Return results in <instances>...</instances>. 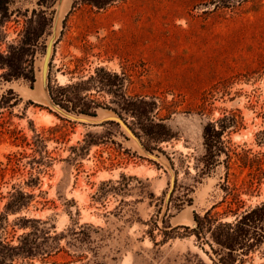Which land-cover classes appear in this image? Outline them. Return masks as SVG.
<instances>
[{
    "label": "rangeland",
    "instance_id": "1",
    "mask_svg": "<svg viewBox=\"0 0 264 264\" xmlns=\"http://www.w3.org/2000/svg\"><path fill=\"white\" fill-rule=\"evenodd\" d=\"M57 2L0 12V264H264V0H63L95 123Z\"/></svg>",
    "mask_w": 264,
    "mask_h": 264
},
{
    "label": "trees",
    "instance_id": "2",
    "mask_svg": "<svg viewBox=\"0 0 264 264\" xmlns=\"http://www.w3.org/2000/svg\"><path fill=\"white\" fill-rule=\"evenodd\" d=\"M9 0H0V12L4 11L6 9V3H8ZM227 126L222 125L217 127L216 123L209 122L204 130V143L206 146V150L208 153V159H210L211 164L217 162V157L220 156L222 152H225V149H227V146L225 145V142L222 140L223 134L225 133ZM260 142H264V131L261 133ZM226 154L229 157V153L226 152ZM253 214L255 216V219H250V215ZM264 216V203L257 206L255 209L251 210L247 214H244L241 219L237 222V227H239V233L236 237H233L230 235L229 230L227 234L225 235L224 240H219L218 243L223 245L224 247L230 248L232 251L236 250L237 247L244 245L246 236L249 234V230L245 227L252 226L255 223V220H260V218ZM251 222V224L249 223ZM223 225V224H221ZM225 226L229 229H232V226L230 224H225Z\"/></svg>",
    "mask_w": 264,
    "mask_h": 264
},
{
    "label": "water",
    "instance_id": "3",
    "mask_svg": "<svg viewBox=\"0 0 264 264\" xmlns=\"http://www.w3.org/2000/svg\"><path fill=\"white\" fill-rule=\"evenodd\" d=\"M62 2H63V0H58V2H57L55 19H53V25H52V35L47 41L45 55H44V57L42 59L40 81H41L42 92L44 94L43 98H44V101L46 102V104H48L50 107H52L53 109H55L58 112H60L65 117L78 119V120H83L84 122H91V123L99 122V121H101L100 119H93V118H89V117H84L83 118V117H81V115H76V114H73V113H69V112L65 111V109H63L60 106H58L51 98V92H50V88L48 86V77L47 76L49 74L50 58L52 57V53H53V42H54V39L58 35V28H59V23H60V19H61V10H60V8H61V5H62ZM104 119H112V120L119 121L121 123L122 127L130 134L132 139H134L136 141V143L140 146L141 150L145 154H147L148 156L157 159V156H155L154 154H152V153H150V152L145 150V148L140 144L139 139L135 136L133 131L121 120L119 115H117V114H109ZM171 177H172V185H173V183H174L173 172L171 174Z\"/></svg>",
    "mask_w": 264,
    "mask_h": 264
},
{
    "label": "bare ground",
    "instance_id": "4",
    "mask_svg": "<svg viewBox=\"0 0 264 264\" xmlns=\"http://www.w3.org/2000/svg\"><path fill=\"white\" fill-rule=\"evenodd\" d=\"M42 88V87H41Z\"/></svg>",
    "mask_w": 264,
    "mask_h": 264
}]
</instances>
